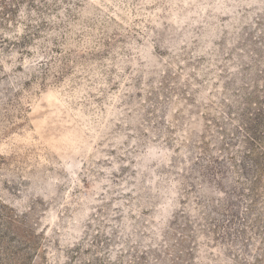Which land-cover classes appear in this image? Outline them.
Returning <instances> with one entry per match:
<instances>
[{
    "label": "rangeland",
    "instance_id": "obj_1",
    "mask_svg": "<svg viewBox=\"0 0 264 264\" xmlns=\"http://www.w3.org/2000/svg\"><path fill=\"white\" fill-rule=\"evenodd\" d=\"M264 0L0 1V264H264Z\"/></svg>",
    "mask_w": 264,
    "mask_h": 264
},
{
    "label": "trees",
    "instance_id": "obj_2",
    "mask_svg": "<svg viewBox=\"0 0 264 264\" xmlns=\"http://www.w3.org/2000/svg\"><path fill=\"white\" fill-rule=\"evenodd\" d=\"M0 1H1V0H0ZM263 170H264V165H260V166L258 167V172L261 173V172H263Z\"/></svg>",
    "mask_w": 264,
    "mask_h": 264
}]
</instances>
